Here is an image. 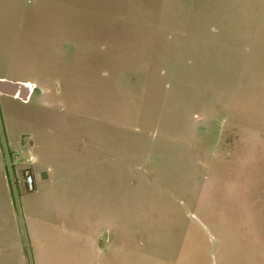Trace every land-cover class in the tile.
<instances>
[{
  "label": "rangeland",
  "instance_id": "rangeland-1",
  "mask_svg": "<svg viewBox=\"0 0 264 264\" xmlns=\"http://www.w3.org/2000/svg\"><path fill=\"white\" fill-rule=\"evenodd\" d=\"M24 26L25 76L69 91L0 101V264H264V0H25Z\"/></svg>",
  "mask_w": 264,
  "mask_h": 264
},
{
  "label": "crops",
  "instance_id": "crops-1",
  "mask_svg": "<svg viewBox=\"0 0 264 264\" xmlns=\"http://www.w3.org/2000/svg\"><path fill=\"white\" fill-rule=\"evenodd\" d=\"M10 6L13 10L16 9L19 20L13 30L11 36L8 39H3L0 36V79L10 80L19 82L23 85L29 86L27 91V95L25 100L18 96H11L8 94H4L0 92V101L5 99L6 97H11L13 99L22 101L24 106L26 103L30 102L32 98L39 95H54V93L61 94L63 86L66 88L67 85L65 83H61L60 79H54V82L48 78L45 74L37 75H29L25 76V0H11ZM69 41L74 44L76 43V36H72L70 32ZM55 45H60L59 41H55ZM62 46V45H61ZM60 46V47H61ZM61 58V57H60ZM121 70L116 72L114 77L119 79V73ZM103 77H105V73L103 72ZM52 84V85H51ZM62 86V87H61ZM40 102H44L41 104L42 107L45 108H53L56 113L62 114L66 112V106L59 103H52L50 101L41 100ZM28 105V104H27ZM26 134V142H22V136ZM10 136V147L14 150H18L21 154H27V157H31V166L33 167L32 172L35 173V168H39V157L35 154V138L30 136L25 130L16 129L15 131L11 130L9 133ZM85 142L87 147L89 146L88 138L85 137ZM97 142V141H96ZM92 141L90 142V144ZM105 143V142H104ZM103 147V144L101 148ZM29 154V156H28ZM29 157V158H30ZM40 170V169H39ZM37 171V170H36Z\"/></svg>",
  "mask_w": 264,
  "mask_h": 264
},
{
  "label": "water",
  "instance_id": "water-1",
  "mask_svg": "<svg viewBox=\"0 0 264 264\" xmlns=\"http://www.w3.org/2000/svg\"><path fill=\"white\" fill-rule=\"evenodd\" d=\"M29 86L19 82L0 79V92L11 96H18L25 100Z\"/></svg>",
  "mask_w": 264,
  "mask_h": 264
},
{
  "label": "built area",
  "instance_id": "built-area-1",
  "mask_svg": "<svg viewBox=\"0 0 264 264\" xmlns=\"http://www.w3.org/2000/svg\"><path fill=\"white\" fill-rule=\"evenodd\" d=\"M30 182H31V181H30ZM30 182H29V183H30ZM29 186H31V185L29 184Z\"/></svg>",
  "mask_w": 264,
  "mask_h": 264
}]
</instances>
